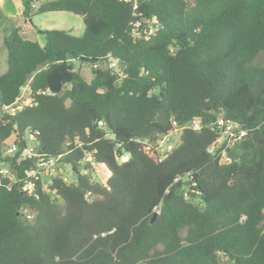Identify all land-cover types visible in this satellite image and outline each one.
I'll return each mask as SVG.
<instances>
[{"label": "trees", "instance_id": "trees-1", "mask_svg": "<svg viewBox=\"0 0 264 264\" xmlns=\"http://www.w3.org/2000/svg\"><path fill=\"white\" fill-rule=\"evenodd\" d=\"M21 1L25 18L68 11L84 30H43V45L17 27L4 37L0 165L15 175L0 173V264H221L220 254L264 264V64L254 62L264 0H138L137 11L123 0ZM135 12L161 24L149 40L131 35ZM75 60L91 65L89 80ZM26 84L32 103L3 111ZM219 117L246 130L226 164L207 150ZM195 118L197 130L186 126ZM172 120L183 126L173 149L145 151L140 140L173 134ZM28 133L75 181L45 183L35 157L17 161ZM93 163L109 171L104 183Z\"/></svg>", "mask_w": 264, "mask_h": 264}, {"label": "built area", "instance_id": "built-area-1", "mask_svg": "<svg viewBox=\"0 0 264 264\" xmlns=\"http://www.w3.org/2000/svg\"><path fill=\"white\" fill-rule=\"evenodd\" d=\"M131 3V6L134 10L137 11L138 0H123ZM139 18L134 20L131 25V35L136 39H144L149 40L152 36L156 34L159 28H161V24L156 19V17H147L142 16L141 12H135ZM118 61L116 59H111L106 64L108 68L112 69L113 72L121 74L120 67L118 66ZM31 90L26 84L20 92V95L16 98V100L10 105L2 106V110L8 113L13 114L15 111L22 108V106L31 104L32 97L30 96ZM214 128L217 130V137L215 141L208 147V152L218 156L219 163L226 164L231 161V157L227 155L226 148L231 146L235 141L239 140L246 132L244 128H242L237 122L225 120L222 117L216 119L213 123ZM172 126L174 127V133H179V130L183 128L177 124L175 120H172ZM194 130L199 129V119L195 118L190 123L186 125ZM172 135V134H171ZM165 135L160 138H155L153 141H149L148 139L140 140L143 148L147 152H157L159 154V158H164L167 153H169L173 147L176 145L177 141L172 143L170 142V136ZM27 143L25 144L22 151L19 153L17 157V161H21L26 159L27 157H35L37 161L38 168L45 167L51 168L57 161V157H46L43 154H40L36 150V138L34 134H27ZM17 150L15 144H11L8 148L5 149V155H12ZM89 159V158H88ZM127 156L123 155L120 157V160H126ZM0 172H9L5 168H0ZM37 171L31 170L28 171V175H34ZM27 187L30 188L31 184H27ZM158 207L153 208V213H158ZM29 217V216H28Z\"/></svg>", "mask_w": 264, "mask_h": 264}, {"label": "rangeland", "instance_id": "rangeland-1", "mask_svg": "<svg viewBox=\"0 0 264 264\" xmlns=\"http://www.w3.org/2000/svg\"><path fill=\"white\" fill-rule=\"evenodd\" d=\"M191 1V0H190ZM31 24L34 27L30 35H28L29 40L37 41L40 45L44 43V34L43 30L46 29H63L68 30L76 36H80L84 30V24L82 17L80 15L74 14L68 11H49L43 13H37L31 18ZM7 53L3 46H0V73L7 66L6 63ZM256 64H264V53L258 54L255 61ZM75 70H79L82 77L85 80L91 78V65L88 63H80L79 61H73ZM178 140V134L173 133L170 136V142L174 143ZM85 160H88L85 159ZM39 175L44 179L45 183H48V180L51 176L59 174L62 178L67 181H75L76 176L71 171L69 166L62 165L60 163H55L51 168L39 167ZM3 175L8 174L9 172H0ZM109 171L105 166L99 164H92L90 175L91 178L100 183H104ZM221 264H231L229 261L220 254Z\"/></svg>", "mask_w": 264, "mask_h": 264}, {"label": "crops", "instance_id": "crops-1", "mask_svg": "<svg viewBox=\"0 0 264 264\" xmlns=\"http://www.w3.org/2000/svg\"><path fill=\"white\" fill-rule=\"evenodd\" d=\"M28 20L29 18L23 16L21 0H0V46L5 48L3 44L4 37L14 27L19 28L20 33L28 38L34 28ZM5 70L6 68L0 74Z\"/></svg>", "mask_w": 264, "mask_h": 264}, {"label": "water", "instance_id": "water-1", "mask_svg": "<svg viewBox=\"0 0 264 264\" xmlns=\"http://www.w3.org/2000/svg\"><path fill=\"white\" fill-rule=\"evenodd\" d=\"M36 1H41V0H36ZM28 21L31 22V21H32L31 18H29ZM0 168H5V169H7L10 173H12L13 175H15L14 170L9 166L8 163H6L5 165H0ZM155 215H156V213H153V214H152V218H154Z\"/></svg>", "mask_w": 264, "mask_h": 264}]
</instances>
